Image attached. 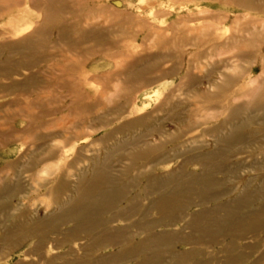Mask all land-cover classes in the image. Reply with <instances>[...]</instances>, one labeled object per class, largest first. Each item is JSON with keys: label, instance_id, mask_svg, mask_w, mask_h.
<instances>
[{"label": "rangeland", "instance_id": "1", "mask_svg": "<svg viewBox=\"0 0 264 264\" xmlns=\"http://www.w3.org/2000/svg\"><path fill=\"white\" fill-rule=\"evenodd\" d=\"M33 1L30 13L24 16L40 21V26L45 16L46 0ZM251 2L247 5L243 0H64L57 3L55 10L63 4L67 6L61 16L71 23L72 28L75 26L76 32L98 31L100 39L76 40L78 34L74 30L69 41H59L58 29H52L51 33L42 36L46 39L44 61L30 70L20 67L19 73L11 78L0 77V183L9 181L16 186L18 179V184L23 187L20 194L2 201L0 207L18 204L21 209L30 211L28 218L44 217L56 207H47L46 191L53 183L46 184V181L59 173L50 176L43 173L44 168L55 170L61 167L60 172L67 171L69 163L80 153L81 161L76 163V168L86 166L89 159L102 149L98 139L124 121L153 111L161 103L165 104L164 108L155 111L154 116L161 118L160 126L167 135L172 133V138L179 140L177 148L181 156L156 164L153 172L159 176L178 168L187 156L213 150V137L196 136L200 129L211 128L223 121L232 106L248 104L236 114L243 118L253 114L252 118L261 119L264 114V0ZM53 16L55 19L50 26L54 25L58 15ZM18 38L6 37L2 41ZM192 74L198 81L191 82L187 78ZM30 75L35 76L33 86L24 82ZM11 79L23 86L18 85L10 92L2 89ZM224 82L227 84L223 86ZM218 89L224 91L220 93ZM175 102H180L185 109L187 106V110L168 111ZM257 102H262V107L257 106ZM118 105L125 108L121 118L109 114V108ZM134 105L145 109L134 113ZM257 119H252L243 131L261 130L259 140L263 145L259 146V140L255 145L252 141L239 150L241 154L238 156H234L236 150H232L230 158L222 163L233 165L240 161V169L232 172L222 166L212 173H204L207 175L204 179L216 182L208 189V196L200 198L191 193L188 201L195 205L184 208V219L174 225H167L170 224L167 222L153 230V233L165 231L168 236L171 232L182 231L180 238L177 236L182 240L173 245L174 251L196 248L200 250L202 264H227L229 252H225V248L231 246L234 252L230 254L236 255L234 259H237L233 264H264V197L253 198L244 209L238 206L236 212L225 219L227 224L223 230L215 235L200 236L201 233L197 232L195 239L187 242L184 238L191 233V229L184 228V225L194 213L227 203L244 190L245 183L251 181L253 187L264 179V124ZM106 120L111 123L105 125ZM202 122L207 124L195 129ZM124 133L117 134V139L130 131ZM51 134L53 136L48 137ZM77 134L76 147L70 140L66 143V158L52 155L53 159H50L48 150L57 147L67 136ZM36 135L40 137L38 140H34ZM113 139L109 143L114 142ZM175 142L168 146L176 148ZM203 144L201 149L185 152L190 146ZM83 146L84 150L80 151ZM124 163L115 159L114 173L121 174ZM76 168L69 170L71 182L76 180L72 176L77 173ZM138 168H133L130 175H136ZM200 169V164L194 162L188 166L187 172H200ZM146 183L145 180L138 183L137 194L142 193ZM70 191L67 190L66 195ZM223 194L226 195L220 198ZM201 202L203 204L198 205ZM223 213V210L215 212L216 216ZM110 214L106 213L105 217ZM201 215L199 224L206 220ZM138 218V215L133 217V222ZM2 219L0 213V221ZM127 222L119 221L115 225L120 227ZM72 225L61 224L60 229ZM38 229L41 230L39 234L44 233L43 229ZM132 230L136 232V227ZM13 232L16 235V231ZM28 233L30 235L31 231L24 229L19 234ZM1 234L0 231V237ZM144 236L146 233L136 234L129 244L142 240ZM35 241L36 237H32L20 246L14 244L4 248L0 252V264H50L47 256L39 260L40 252L63 254L70 246L82 258L83 251L79 246L90 240L82 234L73 242L64 245L51 242L35 255H28L26 252L31 250ZM118 248H100L89 256L85 255L84 259L92 261L108 256L116 253ZM135 263L136 260L127 264ZM181 264L192 263L184 261Z\"/></svg>", "mask_w": 264, "mask_h": 264}, {"label": "bare ground", "instance_id": "2", "mask_svg": "<svg viewBox=\"0 0 264 264\" xmlns=\"http://www.w3.org/2000/svg\"><path fill=\"white\" fill-rule=\"evenodd\" d=\"M61 1L64 0L45 1V16L41 21V25L38 26L40 21L24 16L30 13L34 3L33 0H0L1 41L6 37H19L12 41H0V77L11 78L12 75L19 73L18 69L20 67L30 70L38 66V63L44 61L46 57L44 53L46 39L42 38V36L51 33L52 29H58L59 41H69V35L74 30L75 34H78L75 38L76 40L92 38L97 41L100 39L98 31L94 30L89 32L79 31V35L75 26L72 28L71 23L69 24L61 16L67 6L63 4L57 10L54 9V7L58 6L57 3H61ZM243 3L247 5L252 2L251 0H243ZM52 11L56 12L51 14ZM55 14L58 16L54 25L50 26V22L55 19V16H53ZM4 21L6 23H3ZM38 51L40 55L37 57ZM187 78H190L191 82L198 81V78L193 76V74L190 77L187 76ZM24 82L29 84V86H33L36 82L35 76L30 75ZM226 84L227 82H224L223 86ZM18 85L19 87L23 86L11 79L9 85L4 86L2 89L10 92L12 89H16ZM218 90L220 93L224 91L222 89ZM220 93L219 95H221ZM261 103L257 102L255 104L262 107ZM164 105V103H161L155 106L151 112H146L136 118L124 121L98 139L102 144V149L97 151V155L89 159L86 166L76 168V163L81 161L82 153H80L69 163L67 171L60 172L61 167H57L55 170H51L49 167L44 168L43 173L50 176L57 171L59 172L53 179L46 181V184L49 182L53 183L46 191V196L49 198L46 201L47 207H56L44 217L28 218L30 211L21 209L18 204L0 207V213L3 216L0 221V231L2 232L0 252L6 247L14 244L20 246L27 239L36 237L34 246L26 252L28 255H35L37 252L42 251L45 244L55 242L59 245H64L80 239L81 235L84 234L90 241L85 245L79 246V249L83 251L82 258L78 257L73 246H70L69 250L63 254L49 255L40 252L39 260H44L45 256H47L50 264H127L134 260H136L135 264H181L184 261L192 264H202V258L199 256L200 250L192 248L189 251L176 252L172 249L177 240L178 242L182 240L178 239L182 231L171 232V235L168 236L167 233L164 234L165 231L153 233V230L160 225H166L167 222L170 223L167 225H174L176 221L184 219L186 216L184 208L195 205H190L192 201H188V195H191V193H196L200 198L208 196V189L212 188L216 182L213 183L212 180L204 179L207 176L206 174L221 169L222 166L232 172L239 170L242 166L240 161L233 165H224L222 161L230 158L232 150H236L234 156H238L241 154L239 150L244 149L248 144H252V141H255L254 145L257 144L256 142L261 138V130L243 131L247 124L252 119L256 121L257 117L252 118L251 115L253 114H250L243 118L236 114L237 110L248 107V104L232 106L223 121L211 128L200 129V134L196 136L197 138L207 135L213 137L215 142L213 150L206 153L198 152L191 157L187 156L182 160L178 168L159 176L153 172V167L156 164L165 163L174 157L181 156L177 148L179 140L172 138V133L167 135L166 131L163 130L164 128L160 126L161 118L154 116V112L163 109ZM134 107V113H139L145 109V107L139 108L137 105H134ZM123 109L125 108L119 105L112 109L109 108V114H116V118H121L125 113ZM179 109L187 110V106L185 109L180 102H175L167 110L177 112ZM245 118L247 119L245 120ZM101 120L103 121L102 118ZM257 120L263 121L264 124V114L261 119L258 118ZM104 122L105 125L111 123L108 120ZM202 124H207V122L197 124L195 129ZM135 130L137 132H132ZM128 131H130L129 134L117 139V134H123ZM52 136V134L48 135V137ZM77 136L78 134L67 136L68 138L63 139L62 143L57 147L48 150L49 156L52 157L50 159H53V156L56 157V155L60 158H66L67 152L64 151L67 146L66 143L70 140L74 144L73 147H76ZM149 137L152 139H148ZM39 138L37 135L34 136V140ZM113 138H115V141ZM162 138L165 140H161ZM111 139L114 142L109 143ZM174 142L176 148L168 146L169 144L173 145ZM262 143L259 140V146L263 145ZM203 147L204 144L198 147L190 146L185 152L195 151ZM82 150H84V146L80 149V151ZM32 154L34 155L35 153ZM115 159L125 162L119 175L113 171L116 165L114 164ZM194 162L200 164V172H187L188 166ZM136 166L139 167L137 174L130 175V171ZM73 168L77 169V173L72 175L76 177V180L71 182L69 180V176H71L69 170ZM143 180L147 181V183L143 187L142 193L137 194L138 183L141 184ZM261 180L259 185L253 187L251 181L245 183L244 190L227 203L217 204L215 208L197 212L198 214L194 213L184 225V228L191 229V233L184 237L185 240L188 242L193 238L195 239L197 232L201 233L200 236H213L223 230L222 228L227 224L225 219L236 212L235 210L238 206L244 209L253 198L264 197V179L261 178ZM18 183V179L16 186L11 185L9 181L0 183V206L2 201L12 199L23 191V187ZM67 190H71L68 195H66ZM225 195L223 194L220 198ZM146 200L147 203L144 202ZM123 202L126 205H121ZM201 204L203 203L201 202L198 205ZM216 210L224 211L223 215L221 214L222 217L216 216ZM109 212L111 213L110 216L105 217L106 213ZM137 215L139 218L133 222V217ZM200 215L202 218H206L202 224H199L198 220ZM234 219L236 218L234 217ZM119 221L128 222L119 227L115 225ZM240 221L242 222L239 219ZM67 223H73V225L61 230V224L65 225ZM133 227H136V232H133ZM38 228L43 229L42 232L44 233L39 234L41 230ZM24 229L30 230V235L29 233L28 235L19 234ZM13 231H16V235H14ZM143 233H146V236L142 240L129 244L136 234ZM52 234L56 235L57 238H52ZM18 245H15V248ZM107 246H119V248L116 253L108 256L98 257L92 261L84 259L85 255L89 256L90 253ZM232 248L231 246H226L225 248V252H229L227 264H233L237 260L234 259L236 255L230 254ZM197 257L199 258L198 261H196ZM19 263L17 262L16 264Z\"/></svg>", "mask_w": 264, "mask_h": 264}]
</instances>
